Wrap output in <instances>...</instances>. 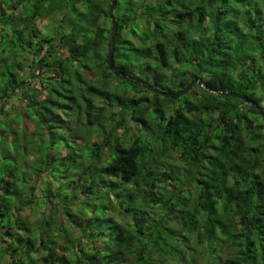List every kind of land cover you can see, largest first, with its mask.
<instances>
[{"label":"trees","instance_id":"trees-1","mask_svg":"<svg viewBox=\"0 0 264 264\" xmlns=\"http://www.w3.org/2000/svg\"><path fill=\"white\" fill-rule=\"evenodd\" d=\"M31 1L0 0V264H264V118L214 93L264 111V0H117L124 78L111 0Z\"/></svg>","mask_w":264,"mask_h":264},{"label":"water","instance_id":"water-1","mask_svg":"<svg viewBox=\"0 0 264 264\" xmlns=\"http://www.w3.org/2000/svg\"><path fill=\"white\" fill-rule=\"evenodd\" d=\"M116 2H117V0H111L110 6L108 8V17L110 19V37H109V42L107 45L106 62H107V66L111 72H113L117 77H123L120 73H118L115 70V67H114L113 61H112V54H113V50H114L115 38L117 36V29H118L117 28V20L114 16V9L116 7ZM129 79H130V81L135 82L138 86L142 87L143 89L149 90L152 93H156L160 96L169 98L173 101L178 99L183 94H186L193 87L194 84H198L199 86H203L200 80L194 79L193 81H191V83L187 87H185L184 89H182L180 91L167 92V91H160V90L154 88L152 85L141 80L140 78L129 77ZM214 93L221 95V96H224V97L238 98V99L242 100L243 102H245L246 104L250 105L256 112L259 113L260 116H262L264 118V111L260 110L256 105H254L253 103L248 101L244 96L239 95V94L234 93V92H214Z\"/></svg>","mask_w":264,"mask_h":264},{"label":"rangeland","instance_id":"rangeland-1","mask_svg":"<svg viewBox=\"0 0 264 264\" xmlns=\"http://www.w3.org/2000/svg\"><path fill=\"white\" fill-rule=\"evenodd\" d=\"M33 3H34V2H33V0H32L31 3H26V2H25V5H26V6H28V4H29V5H31V4L33 5ZM29 10H31V9H29ZM44 22H45V21H44ZM44 22H41V23L38 22V26H39V28L42 27V28H41L42 31H43V29H47V28H48V24H47V25H46V24H43ZM45 25H46V26H45ZM47 30H48V29H47ZM28 127H30V125H28Z\"/></svg>","mask_w":264,"mask_h":264}]
</instances>
